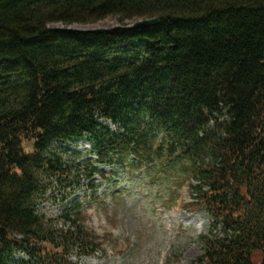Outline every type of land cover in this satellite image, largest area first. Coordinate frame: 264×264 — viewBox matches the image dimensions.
I'll return each mask as SVG.
<instances>
[{
  "label": "trees",
  "instance_id": "1",
  "mask_svg": "<svg viewBox=\"0 0 264 264\" xmlns=\"http://www.w3.org/2000/svg\"><path fill=\"white\" fill-rule=\"evenodd\" d=\"M101 166L183 178L211 220L193 264H264V0H0V264L102 253L82 205L40 211Z\"/></svg>",
  "mask_w": 264,
  "mask_h": 264
},
{
  "label": "rangeland",
  "instance_id": "2",
  "mask_svg": "<svg viewBox=\"0 0 264 264\" xmlns=\"http://www.w3.org/2000/svg\"><path fill=\"white\" fill-rule=\"evenodd\" d=\"M119 25L116 18H108L97 24L51 27L101 31ZM61 148L70 164L76 159L85 160L79 156L90 150L85 141L66 143ZM103 171L110 173L106 169ZM146 171V168L140 171L131 169L123 174L122 170H117L108 188L101 186L102 180H96L93 188L85 182L76 185L65 202L61 195H51L50 201L41 206L42 214L58 218L65 207L71 209L82 204L83 222L96 233L102 253L81 260L74 254L70 258L72 263L193 264L202 256L199 237L208 233L210 218L205 212L188 205L193 201L190 186L180 183L182 177L174 181L163 172H153L145 178ZM88 194L91 200L87 199ZM171 200L176 201V205L169 208L166 204Z\"/></svg>",
  "mask_w": 264,
  "mask_h": 264
},
{
  "label": "water",
  "instance_id": "3",
  "mask_svg": "<svg viewBox=\"0 0 264 264\" xmlns=\"http://www.w3.org/2000/svg\"><path fill=\"white\" fill-rule=\"evenodd\" d=\"M157 23H158V20L156 19L152 21H142V22L137 23L133 28L135 29L146 28V27L155 25Z\"/></svg>",
  "mask_w": 264,
  "mask_h": 264
},
{
  "label": "bare ground",
  "instance_id": "4",
  "mask_svg": "<svg viewBox=\"0 0 264 264\" xmlns=\"http://www.w3.org/2000/svg\"><path fill=\"white\" fill-rule=\"evenodd\" d=\"M152 20H155V19H142V20H138L137 22H135L131 27L133 28L137 23H139V22H142V21H152ZM156 20H158V23L157 24H155V25H152V26H149V27H146V28H140V29H149V28H151V27H155V26H158L159 24H160V20L159 19H157L156 18ZM54 29V28H53ZM114 29H116V28H114ZM133 29H135V28H133ZM102 169V168H101Z\"/></svg>",
  "mask_w": 264,
  "mask_h": 264
}]
</instances>
